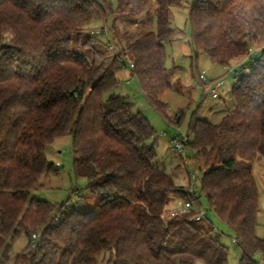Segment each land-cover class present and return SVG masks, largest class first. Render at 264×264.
<instances>
[{"label":"trees","instance_id":"1","mask_svg":"<svg viewBox=\"0 0 264 264\" xmlns=\"http://www.w3.org/2000/svg\"><path fill=\"white\" fill-rule=\"evenodd\" d=\"M182 1L118 0L113 9L108 0H0V264L9 259L8 238L21 232L42 238L13 264H97L102 252L111 254L109 264H175L179 256L185 257L179 264H230L229 249L212 229L196 226L193 212L164 217L176 197L201 208V196L233 231L240 264L264 263V239L256 235L260 193L249 164L264 157V0L189 5L195 60L204 53L232 67L253 50L261 53L233 87L234 107L219 124L197 112L191 117L188 145L204 162L200 196L158 165L155 128L113 92L128 59L149 105L170 121L162 96L178 69L166 67V45L175 34L173 6ZM112 15L135 23L143 18L157 29L112 60L74 50L94 21ZM84 46L95 49L91 41ZM66 134L76 178L100 197L95 206L70 211L32 196L56 171L45 150Z\"/></svg>","mask_w":264,"mask_h":264},{"label":"rangeland","instance_id":"2","mask_svg":"<svg viewBox=\"0 0 264 264\" xmlns=\"http://www.w3.org/2000/svg\"><path fill=\"white\" fill-rule=\"evenodd\" d=\"M108 1L112 4L113 9H116L118 0ZM191 2L192 0H183V7L173 6L175 34L173 41L166 45V67L178 69L172 79L171 87L162 96L170 121L158 109L149 105L138 80L132 75L128 59H125L126 65L117 73L120 84L113 92L122 95L127 102L132 104L133 113L143 114L155 128L158 136L156 144L158 165L166 168L167 172L173 176L177 186L184 191L194 188L196 195L200 196V179L204 172V162L196 156V152L189 145L184 146L182 150L175 149L173 140L180 135L189 133V123L195 112L198 113L201 120L219 124L234 107L232 91L238 82L235 79L237 72L241 75L249 74L261 57L256 50H253L251 57L242 62L244 65L242 70L237 68V63H234L232 67L215 64L204 53L200 54L198 60H195L188 24ZM156 29V25L153 27L147 25L143 18L135 23L115 18L112 15L107 22L94 21L81 42L75 45L74 50L87 54L89 59H93L97 52H103L106 58L112 60L120 49L127 47L141 34L151 30L155 32ZM86 40L91 41L95 49L86 48L84 46ZM202 72H205L209 82L212 80L223 81L222 86L218 89V98L213 99L207 95L205 86L199 79ZM181 116H183L181 123L176 124L175 120ZM191 140L192 136L190 135ZM45 153L49 163L54 165L56 171L41 180V186L32 191L33 197L52 204H64L70 211L85 205L95 206L99 203L100 197L86 189V180L75 176L71 135L66 134L56 138L52 145L45 150ZM249 164L260 193L256 235L264 239V157H258L250 161ZM192 174L195 175L193 179L191 178ZM179 199L184 201V199L176 197L172 204H175ZM195 209L206 213L205 219L194 222L196 226L202 231L212 229L213 232L218 233L220 243L229 249L230 264H240L242 254L239 246L234 242L233 231L209 209L204 196H201V208L195 203ZM7 242L10 245L7 264H13L18 255L29 251V238L23 232L14 238H8ZM183 258L185 257H177L175 264H179ZM110 260L111 254L102 252L97 257V264H109Z\"/></svg>","mask_w":264,"mask_h":264},{"label":"built area","instance_id":"3","mask_svg":"<svg viewBox=\"0 0 264 264\" xmlns=\"http://www.w3.org/2000/svg\"><path fill=\"white\" fill-rule=\"evenodd\" d=\"M257 52L259 53V55H261L260 51H257ZM259 62H258V64H259ZM131 67H133L132 64H131ZM237 68L241 69V70L244 69L243 63L241 62V63L237 64ZM242 76L243 75H241L240 73L237 72V76L235 79L237 81H239L242 78ZM199 79L204 84L208 96H210L213 99H216L219 97L218 89L222 86L223 81L212 80L209 82L205 76V72H202L199 75ZM173 142L175 143V149L182 150L184 146H187L189 144L190 136H189V134L180 135L179 137L175 138L173 140ZM191 178L192 179L195 178V175L192 174ZM186 191L189 194H193V195L196 194L194 188H191L190 190H186ZM195 203L196 202H194V201H190V200H184L183 201V200L179 199L175 202V204H172L169 208H167V210L165 211V218L172 219L176 216L187 215V214L193 212L194 217L192 218V220L199 222V221L205 219L206 213H204L203 211L196 210L195 209ZM214 236H218V233L214 232ZM41 238H42L41 233L35 232L31 235V238L29 239V245H28L30 251H34L38 248ZM234 242H235V240H234ZM39 257L41 258L42 256L40 255ZM195 264H204V263H202L200 261H196Z\"/></svg>","mask_w":264,"mask_h":264}]
</instances>
